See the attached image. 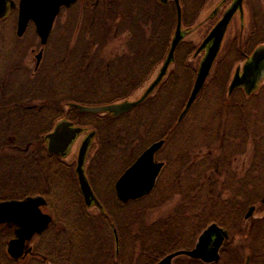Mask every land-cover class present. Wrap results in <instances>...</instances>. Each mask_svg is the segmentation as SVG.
<instances>
[{"label": "rangeland", "instance_id": "374dc122", "mask_svg": "<svg viewBox=\"0 0 264 264\" xmlns=\"http://www.w3.org/2000/svg\"><path fill=\"white\" fill-rule=\"evenodd\" d=\"M14 1L18 2V0ZM79 1L69 8L60 10L48 43L43 48V59L38 69L41 72H43L42 67L46 62V57L48 60L53 58L54 63L57 64L56 54L59 55L61 45L63 44L64 47L69 44L70 47L75 44L86 0ZM181 2L182 29L187 31V34L182 40L184 45L175 53V61L169 68L166 84L159 87L149 97V100L136 112V117L119 122L122 125L117 127L120 132L116 137L119 135L127 141L123 145L116 146L115 150L108 148L105 152L108 159L103 160L104 162L92 160L98 147L97 140L94 141V145L88 153L85 164L88 178L97 197L106 203H112L111 200L114 199V182L122 172L123 165L129 164L141 150L153 141L155 135H163L165 131V144L156 154L157 160L165 162V167L158 179V184L162 183L161 188L157 190L158 198L165 197V195L166 198L170 196L169 192L175 189L173 184L176 181L184 182L188 177L203 178L201 192L203 196H209L212 192L215 196L218 192L219 197L223 199L229 198L231 195L233 198L237 197L238 200L243 198L244 183L247 190L250 188L249 185L252 186L254 182L258 184L264 182V79L256 93L250 97H246L242 91H236L230 98L227 97L228 84L235 68L243 65L244 57L253 51L258 42H264V0H245L242 25L239 14H236L202 91L184 119L175 124L177 116L187 100L203 55V53H199L194 57V52L229 5L230 0L223 3L222 0H206L203 5L200 0H181ZM163 17L160 16L159 18L160 29L158 28V35L150 46L147 43L153 40V25L150 22L145 24L146 21L139 23L145 40L142 47H154L159 42L164 32L161 23L167 20H163ZM16 22L17 9L0 20V85L2 81H9L10 95H13V92H20L18 86L22 87L23 95H26L28 87H40V85H45L51 80L42 82L44 73L35 76L33 71L35 55L41 49L34 25L30 23L24 35L17 37ZM175 26L176 21L171 30V37H173ZM89 35L87 34V38H91ZM127 41V32L117 36L112 35L101 47L103 48L102 51L94 46L89 57L92 58L95 66L107 62L118 63L120 59L124 58L135 61L133 59L134 53L132 54L127 48ZM190 48L194 50L188 54ZM61 60L63 59L61 58ZM64 63L67 64L65 60ZM160 65L158 63V65L152 66L151 63H147L152 72L145 77L139 88L127 96L129 100L139 97L157 74ZM71 66L73 65L70 64ZM128 68L130 67L128 66ZM171 72L172 75H170ZM54 74L52 75L50 72V78L55 79ZM100 75L101 80H98V84L94 87H98L102 93L101 88L106 85L110 78L106 76L109 75L108 72ZM57 98L59 101L58 96ZM36 101L40 102L39 100ZM62 107L64 110L66 109V107ZM133 126L136 129L139 127L138 133L134 134L136 129L128 133L125 132V128ZM82 136L80 135L74 142L68 157L52 163L54 169L57 170L54 174L61 175V177L58 200L52 199V204L48 205L46 199L47 205L43 209L53 219L51 230L50 227L47 229L49 231L48 237L63 230L64 226L61 220L67 213L81 214L77 203L82 202V199L78 191L76 176L73 173ZM210 163L213 166L216 165V168H211ZM217 175L218 178H216ZM4 180L9 181V177L4 176ZM227 180L229 184L223 185L222 183L227 182ZM3 183L7 182L0 184ZM45 186L50 189L51 182L46 180ZM181 191L184 190H180L179 193ZM179 196H173L169 201L166 200L160 206L148 210L143 217V222L150 224L168 216L178 204ZM254 205L256 208L253 213L252 225L253 221L264 217V204L257 201ZM86 210L89 215H98V210L95 207ZM249 224V220H244L246 232ZM104 232L103 228L97 229L96 234L93 232L94 242L100 249L107 251L109 244L106 240H109L112 253L115 254L110 228L108 232L106 231L108 236L106 239L103 236ZM87 235L89 236V233ZM12 236L13 234L8 235V230L5 227H0V240L2 237H8L3 248L7 257L6 244ZM246 238L243 239L238 236L234 240L225 241L223 247L227 246L222 254V264L238 259V255L234 253L236 248L240 255V264H246L247 258L249 259L248 264H252L251 257L256 253V250L260 254L259 260L261 263L264 262V231L261 232L259 241L254 240V242L250 236ZM30 244L35 254L27 256L21 261H16L14 264H70V262L59 260L60 248L57 253L55 250H50L49 238L35 237ZM72 244L73 241H70L63 247L68 248ZM249 245L250 248H254V252L250 250ZM62 250L64 249L62 248ZM52 251L53 255L51 254ZM36 253H40L44 258ZM231 256L233 257L230 259ZM216 264H221L220 260Z\"/></svg>", "mask_w": 264, "mask_h": 264}, {"label": "trees", "instance_id": "16d2710c", "mask_svg": "<svg viewBox=\"0 0 264 264\" xmlns=\"http://www.w3.org/2000/svg\"><path fill=\"white\" fill-rule=\"evenodd\" d=\"M200 1L203 5L206 0ZM180 3L182 4L181 0ZM160 16L161 18L164 16L163 20H167L161 23L164 32L159 42L154 47H142L145 40L139 23L146 21L145 24L150 22L153 25V40L147 43L150 46L158 35V28L160 29ZM175 21V7L171 3L164 5L157 0H86L75 44L70 47L69 44L64 47L62 44L59 55L56 54L57 64L54 63L53 58L48 60L46 57V62L42 67L43 72L37 70L34 73L35 76L44 73L42 82L48 79L51 82H46L40 87H28L26 95H23L22 87L18 86L20 92H13V95H10V82L2 81L0 85V183H7L0 184V200L20 199L26 195L37 194L43 195L47 199L48 205L52 204V199L58 200L61 175L54 174L57 170L54 169L52 163L64 159L48 154L44 135L50 131L57 120L63 117L79 126H89L96 131L95 139L98 142V147L92 160L108 159L105 156L108 148L115 150L116 146L123 145L127 141L119 135L116 137L120 132L117 127L122 125L119 122L136 117V112L149 98L140 106L117 118L111 115L78 113L75 109L64 110L62 106H69L70 103L101 105L127 98L142 85L145 77L152 72L147 63L156 66L166 55ZM126 32L128 33L127 48L132 54L134 53L135 61L124 58L120 59L118 63L107 62L95 66L94 61L89 57L92 48L95 46L102 51L101 47L112 35L117 36ZM87 34H90L91 38H87ZM262 43L264 42H258L255 47ZM183 45L184 43L180 44L176 52ZM193 50L190 48L188 54ZM56 56L54 55V57ZM64 60L67 64L64 63ZM70 64L73 66L70 67ZM50 72L52 75L55 73V79L50 78ZM106 72L109 73L106 76H109L110 79L101 88L103 91L100 93L99 88L94 86L98 84V80H101L100 74ZM165 84L166 79L159 87H163ZM6 86L8 87L5 88ZM3 97H9L11 100L4 103ZM30 98L41 102L38 109L33 108L32 111L24 112L18 107L14 110L13 106L24 105V102ZM175 124H177L176 121ZM135 129V126L128 127L125 128V132L128 133ZM138 129L139 127L134 131V134L139 132ZM128 138L130 139V137ZM159 139L166 141V131L163 135H155L153 141ZM235 156L236 153L234 158ZM212 163H210L211 168H216V165L213 166ZM129 164H124L122 171ZM223 166L225 167L224 164ZM4 176H8L9 181H3ZM231 178L233 179V177ZM46 180L51 182L50 189L47 186L44 187ZM202 181L203 178L198 177H188L184 182L176 181L173 184L174 191H170L171 195L167 198L166 195L158 198L157 190L161 188L162 183L158 184L157 181L153 191L141 199L126 204L120 203L115 196L111 200L112 203L101 200L104 211L98 212L97 216L89 215L83 203L79 201L77 206H79L80 215L67 213L61 220L64 228L60 233L48 237L49 231L46 230L41 237L49 238L50 250H55L57 253L60 248L59 260L70 262V264H155L169 253L192 248L199 234L211 223H216L226 230L228 240H234L238 236L247 239L246 237L250 236L251 240L259 241L261 232L264 231V217L253 221V225L251 224L246 232L244 215L246 209L261 200L264 195V182L261 184L254 182L252 186L249 185L250 188L247 190L244 183L243 198L238 200L237 197L233 198L231 195L229 198L223 199L219 197L218 192L215 196H213L214 192L209 196H203L201 193ZM222 184L226 185L229 182L227 180ZM182 189L184 191L179 193ZM155 191L156 193H154ZM176 195L179 196L178 204L168 216L150 224L143 222V217L148 210L160 206ZM55 224L57 223L55 222ZM52 225L51 223L50 230ZM96 225L98 226L95 227ZM0 227H5L8 230V235L13 233L12 226L0 225ZM100 228L105 231L103 234L105 239L108 238L106 231L108 232L110 228L113 241V231H116L118 251L116 252L115 248V254L112 253L109 240H106L109 244L107 251L100 249L94 242L93 232L96 234L97 229ZM106 228L108 229L106 230ZM4 238L2 237L0 240V264H14V261L4 253L3 248L8 237ZM70 241H73L71 246L63 247ZM225 247L220 250L221 264ZM250 250L254 252V248L251 247ZM234 253L238 255V259L228 261L226 264H240L237 248L234 249ZM51 254L53 255V251ZM259 255L256 250V253L251 257L252 264H264L259 260ZM173 264L204 263L187 257H178L174 259Z\"/></svg>", "mask_w": 264, "mask_h": 264}, {"label": "water", "instance_id": "95a60500", "mask_svg": "<svg viewBox=\"0 0 264 264\" xmlns=\"http://www.w3.org/2000/svg\"><path fill=\"white\" fill-rule=\"evenodd\" d=\"M77 0H18L17 3V37L23 36L29 23L35 27L36 35L43 46L47 43L55 18L62 7H70ZM161 4H167L168 0H157ZM226 0H223L225 2ZM176 8V26L167 55L161 64L154 79L147 85L142 94L135 100H123L116 103L100 106H84L69 104L70 107L79 112L102 114L107 113L119 116L129 112L134 107L143 103L153 93L162 79L166 76L170 65L174 62V55L177 47L186 36L187 31L182 29L181 6L179 0H173ZM244 0H231V3L224 10L221 17L209 30L195 50L194 57L203 53L199 62L196 76L187 97L185 105L178 116L180 121L197 96L202 90L208 78L212 66L221 50L227 29L236 14H239L241 25L244 17ZM16 4L13 0H0V19ZM242 27V26H241ZM42 50L36 54V66L39 65ZM264 79V44L256 47L246 57L243 65L236 67L228 85V96L236 89H242L245 95L250 96L257 91ZM85 129L75 126L72 122L62 119L56 123L54 128L45 136L47 151L50 154H57L65 157L76 140ZM94 132H89L82 140L77 153L75 174L83 201L87 207L95 206L101 212L103 206L95 196L85 174V160L91 145ZM164 140L152 142L136 160L120 175L115 182V193L121 203H127L140 199L149 194L155 186L156 179L164 165L162 161L155 160V154L161 149ZM264 203V196L262 197ZM46 201L42 196L26 197L21 200L0 201V224L14 225L16 227L14 237L8 241L7 254L13 260H18L27 252L26 243L31 241L35 235L42 234L49 226L52 218L42 211ZM255 206H251L245 214V219L251 217ZM116 247L118 238L114 231ZM228 238L227 231L217 224L207 226L199 235L195 246L192 249H183L172 252L156 264H171L177 256H186L191 259L200 260L205 264L217 263L220 259L219 250L225 239Z\"/></svg>", "mask_w": 264, "mask_h": 264}, {"label": "flooded vegetation", "instance_id": "af4514ba", "mask_svg": "<svg viewBox=\"0 0 264 264\" xmlns=\"http://www.w3.org/2000/svg\"><path fill=\"white\" fill-rule=\"evenodd\" d=\"M39 69V66L38 67H34V69H33V71L34 72H36L37 70ZM11 99L9 98V97H3L2 98V101L5 103V102H9ZM25 104L24 105H21V104H17V105H15V106H13V108H14V110H16L15 108H18V107H20V109H22L24 112H26L27 110L28 111H32V109L34 108V109H38L39 108V106L41 105V102H37L36 100L34 101L33 99H27L25 102H24ZM14 104H16V103H14ZM13 104V105H14ZM25 114V113H24ZM83 138L85 137V135H83L82 136ZM82 138V139H83ZM13 147H15V146H13ZM138 155V154H137ZM87 177H88V175H87ZM88 180H89V178H88ZM90 182V181H89ZM90 185H91V183H90ZM92 187V186H91ZM94 191V190H93ZM114 194H115V192H114ZM35 196H42V195H39V194H37V195H26V196H24L22 199H24V198H26V197H35ZM13 199H16V198H13ZM28 253L22 258V259H24V258H26L27 256H31V255H34L35 253H33V248H32V245L31 246H28ZM36 254H40V253H36Z\"/></svg>", "mask_w": 264, "mask_h": 264}]
</instances>
